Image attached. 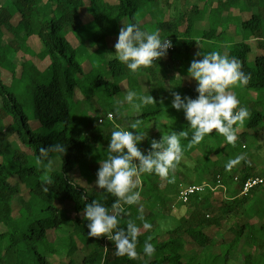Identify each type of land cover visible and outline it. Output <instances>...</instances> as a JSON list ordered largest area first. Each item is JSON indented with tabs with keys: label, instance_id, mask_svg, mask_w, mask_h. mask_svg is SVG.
Masks as SVG:
<instances>
[{
	"label": "trees",
	"instance_id": "16d2710c",
	"mask_svg": "<svg viewBox=\"0 0 264 264\" xmlns=\"http://www.w3.org/2000/svg\"><path fill=\"white\" fill-rule=\"evenodd\" d=\"M195 1L0 0V47L9 46V53L0 55V264H264V252L253 250L264 247V185L240 195L241 184L250 177L263 178L264 171L256 176L244 160L240 171L235 165L226 167L248 148L243 143L247 135L264 131V0ZM130 22L139 23L142 30H158L173 44L165 58L135 73L117 59L114 47L123 23ZM212 51H226L250 77L247 85L231 89L249 112L235 126L234 144L215 131L192 144L194 130L183 111L171 107L173 91L196 98L197 85L188 77V68L194 58H201L198 52ZM25 56L31 60L13 62ZM26 65L32 77L28 88L34 99V123L5 75L23 79ZM141 77L145 91L138 82ZM130 90L150 93L156 103L136 111L125 101L116 111L118 99L124 101ZM136 119L142 121L139 131L148 136L139 145L145 153L151 140L184 132L182 159L193 162L196 174L194 180H184L185 186L207 181L214 187L219 180L227 197L214 208L209 201L214 191L205 188L187 203L179 202L178 225L165 231L167 239H162L163 208L177 200L183 181L172 171L167 177L142 174L135 189L140 192L139 204L125 205L119 225L124 228L133 220L141 226L140 255L129 259L117 256L115 244L106 237L88 235L83 209L92 200L111 206L115 197L93 186L99 162L107 158L111 132L128 128ZM57 143L66 145L64 156L41 153ZM182 159L175 168L179 171ZM54 162L59 164L53 169ZM203 174L209 177L204 179ZM162 178L163 188L158 185ZM81 183L92 186L90 191ZM63 202L70 205L73 218ZM250 202L259 205L257 224L243 216ZM145 221L152 225L150 230L142 228ZM224 222L229 237L224 234L219 242L208 230L219 229ZM181 235L201 249L199 254L185 251ZM145 242L155 246L151 258L143 254Z\"/></svg>",
	"mask_w": 264,
	"mask_h": 264
},
{
	"label": "clouds",
	"instance_id": "9594fccd",
	"mask_svg": "<svg viewBox=\"0 0 264 264\" xmlns=\"http://www.w3.org/2000/svg\"><path fill=\"white\" fill-rule=\"evenodd\" d=\"M115 56L133 73L152 66L154 62L165 58L172 41L162 38L158 30H142L137 22L123 23L117 42L114 45ZM188 68V77L196 82L195 99L172 92L171 107L183 111L189 127L194 130L192 144H199L205 136L214 131L224 137L229 144L237 141L235 126L242 123L249 115L246 107L240 106L238 97L231 91L234 86L247 85L250 77L242 71L236 58H229L219 51L209 53L198 52ZM139 111L146 105L156 103L150 93L143 94L136 90L127 91L124 101H118L115 109L124 102ZM142 121L136 119L128 128L118 127L111 132L107 148V158L101 160L96 173L95 187L111 194L115 199L110 207L99 200H92L83 209V218L88 222V235L106 237L115 244L117 256L136 259L138 237L141 226L128 220L126 227H120L126 208L125 205H138L140 192L136 191L137 180L142 174H157L167 177L176 168L183 156L180 137L184 132L151 140L150 149L145 153L139 145L148 136L139 129ZM43 155L49 151L65 155L66 145L57 143L49 148L40 149ZM242 157L230 160L226 167L231 168ZM39 163V161H38ZM86 200L87 196L81 197ZM142 211V207L140 209ZM143 220V216L140 217ZM142 228L150 230L152 225L143 222ZM155 246L145 242L144 256L151 258L155 254Z\"/></svg>",
	"mask_w": 264,
	"mask_h": 264
},
{
	"label": "rangeland",
	"instance_id": "374dc122",
	"mask_svg": "<svg viewBox=\"0 0 264 264\" xmlns=\"http://www.w3.org/2000/svg\"><path fill=\"white\" fill-rule=\"evenodd\" d=\"M3 2H5V0H1ZM192 3H195V0H191ZM5 43H8V39H5ZM34 49H31V53ZM2 51H4L6 54L9 53V46H7L5 49L3 47H0V55L2 53ZM4 53V54H5ZM222 54L227 55L226 51H223ZM6 58H9V55L6 56ZM21 59V58H20ZM31 60L30 56H25L23 59L21 60H16L13 58V62H16L18 65L19 63L26 61V60ZM31 64H33L32 61H30ZM44 66L46 65V62L43 63ZM28 65V64H27ZM26 65V72L23 77V79H19L18 77H15L14 79L10 78V74L7 73L5 74L7 79L9 80V83L14 91V93L16 94L18 100L20 101V103L23 106V109L28 117V119L30 120V122L34 123V119H35V105H34V99L33 96L28 88V85L31 83V70L29 67H27ZM29 71V73H27ZM42 72V71H41ZM6 73V72H5ZM39 77L41 76L40 74H37ZM141 88L143 91L146 90L147 88V84H146V80L144 77L139 78L138 80ZM154 87V86H152ZM120 99H118L119 101ZM90 115H93V113L89 112ZM264 131L261 130V133L255 134L254 132H251L249 135H247L244 139H243V143L245 146H247L248 148L246 149H242L239 157H242V159L239 160L238 163L234 164L235 167L240 171L241 168L243 167V162L242 160H244L246 162L247 165L252 167V172L258 176L260 174V172L264 171ZM204 148L200 149V152L203 150ZM199 154V153H198ZM196 154V155H198ZM182 163L183 166L181 167L180 171L177 169L172 170V172L174 173V175H176L180 181L182 182V186L187 185L184 180L188 179V180H194L196 177V174L193 172L192 170V165L193 162L191 160H189L188 158H183L182 159ZM58 162H54L51 168H57L58 166ZM232 174V172H231ZM77 175V174H76ZM75 175V176H76ZM78 177L80 178L81 176L78 175ZM202 177H204V179H207L209 177V174H203ZM82 178V177H81ZM80 178V180H82ZM95 181L94 180V184L95 185ZM83 182V181H81ZM166 181L165 179H160L158 181V185L163 188L165 185ZM205 183H207V181H205ZM83 184V186L87 189V191H90L92 186H86L84 183H81V185ZM181 186V187H182ZM212 196L210 198V204L212 207L216 208L220 205L221 202L225 201V198L227 197L226 191H223V189L221 188H217L216 190H214V192H212ZM264 195V192H263ZM179 204L178 199L176 201H171L169 203L166 204V207L163 208V213L165 214V219L162 220L161 226H162V230L164 231L163 235H165V231H167L170 228H174L175 226L178 225V218L181 216V212L179 210H177V205ZM62 207L67 211L68 215L70 217H74V213L70 208V205L67 202H63ZM259 209V205L250 202L249 205H247L245 207V211L243 213L244 218L251 224H257L259 223V219L257 217V211ZM158 209H155L154 212H156ZM80 216V215H79ZM211 216V215H210ZM264 221V219H263ZM226 223H222L221 227L219 229H216L215 227H211L208 230V233L212 236L215 237L216 240H218L220 242V239L222 240L223 235L225 234L226 231ZM207 231V230H206ZM174 237H177V235H174ZM181 240L184 242V246H185V251H189L193 254H199V252L201 251V249L193 244V242L186 236V235H181ZM229 237V236H228ZM226 237L225 234V238ZM162 239H167V236L165 235ZM225 242H229V239H226ZM252 249V248H250ZM253 250L257 253V254H262L264 252V247L261 248L258 245L255 246L253 248ZM218 251V248L216 247L215 252ZM237 255V254H236ZM235 255V256H236ZM238 259L240 261L243 260L242 255L238 253ZM228 264H239L236 263L235 261H230Z\"/></svg>",
	"mask_w": 264,
	"mask_h": 264
},
{
	"label": "built area",
	"instance_id": "2783aa9c",
	"mask_svg": "<svg viewBox=\"0 0 264 264\" xmlns=\"http://www.w3.org/2000/svg\"><path fill=\"white\" fill-rule=\"evenodd\" d=\"M173 47L171 49H169V51H172ZM168 51V52H169ZM107 118L109 120L112 119V116L110 114L107 115ZM102 121L99 120V123H101ZM233 181L234 182H238V177L234 176L233 177ZM264 185V177H250L247 178L242 184H241V188H240V195H244L246 193H248L250 190L256 188V187H260ZM205 188H209L211 191L216 190L217 188H221L223 189V191H226L225 187L220 184V181H217V185L216 186H210L208 183H202L201 185H189V186H182L179 189L178 192V202L181 203H187L189 198L196 194V193H200L203 192L205 190Z\"/></svg>",
	"mask_w": 264,
	"mask_h": 264
}]
</instances>
